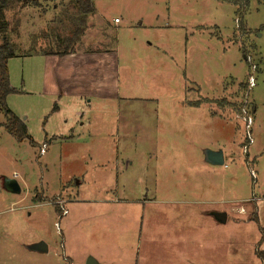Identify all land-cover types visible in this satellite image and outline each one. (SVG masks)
I'll return each instance as SVG.
<instances>
[{"label":"rangeland","instance_id":"374dc122","mask_svg":"<svg viewBox=\"0 0 264 264\" xmlns=\"http://www.w3.org/2000/svg\"><path fill=\"white\" fill-rule=\"evenodd\" d=\"M93 1L52 112L24 55L62 49L73 2L4 10L6 104L29 137L0 112V264H264V0Z\"/></svg>","mask_w":264,"mask_h":264},{"label":"trees","instance_id":"16d2710c","mask_svg":"<svg viewBox=\"0 0 264 264\" xmlns=\"http://www.w3.org/2000/svg\"><path fill=\"white\" fill-rule=\"evenodd\" d=\"M75 8V13L71 15V27L69 34L63 36L61 39H57L58 44L62 45V49L42 50L43 55H56L62 57L66 54L75 52V45L80 41L86 27L87 16L94 12L93 0H71ZM237 5L238 8L245 7L249 4L250 0H222ZM27 5L40 6L39 0H0V112L4 115V122L2 125L5 130L10 133L17 141L21 142L28 138L27 129L24 121L16 116L6 104L7 96L14 91V88L10 84L9 72H8V60L18 56L15 45L8 38L9 23L4 18V10L10 6L25 7ZM237 8V12H239ZM243 20L240 21V30L243 27ZM19 22L16 20L10 31L17 30ZM35 43L32 42L31 48H29L25 54L34 51ZM197 101L196 103H198ZM195 103V104H196ZM199 105V104H198Z\"/></svg>","mask_w":264,"mask_h":264},{"label":"crops","instance_id":"0c3cea01","mask_svg":"<svg viewBox=\"0 0 264 264\" xmlns=\"http://www.w3.org/2000/svg\"><path fill=\"white\" fill-rule=\"evenodd\" d=\"M42 50H46V49L40 47V48L35 49L34 51L32 50L31 52L25 54L24 56L25 58H29V60L31 59L34 60L33 66H34V71L36 72V75H34L33 83L35 84L36 87L39 88L40 94L46 95V96L48 95L51 97L50 101L54 103L53 104L54 109L51 110L52 112L55 109H59L57 104L59 103L60 96L62 95L63 82H64V78L62 76L63 75L62 69L64 65H62V62L71 61L73 58H76V56H78L77 54L79 53L73 52L70 54H66L62 57H59L56 55H43L41 54ZM13 58H17V56ZM33 83H30L31 88L33 87ZM53 98H56V99L54 100ZM229 200L230 201H228V203L233 202L236 199L234 200L229 199ZM218 212H222V211H214V212L212 211V212H209V214L207 215L214 218V221H215L214 213H218ZM225 213H226L225 221H227L229 217H228V213L227 212ZM182 248H183L182 246L178 247L176 253L178 254L179 258H183L182 260H186V255H184ZM95 264H98V263H95Z\"/></svg>","mask_w":264,"mask_h":264},{"label":"water","instance_id":"95a60500","mask_svg":"<svg viewBox=\"0 0 264 264\" xmlns=\"http://www.w3.org/2000/svg\"><path fill=\"white\" fill-rule=\"evenodd\" d=\"M205 160L211 164H223L224 162L223 153L220 150L219 151L205 150ZM4 186L8 191L12 193H19L21 190L17 181L12 178L5 179ZM214 216L219 222H225L226 219L225 212L214 213ZM28 248L32 251L47 252V245L43 241L33 243L29 245ZM86 264H95V261L91 257H89Z\"/></svg>","mask_w":264,"mask_h":264},{"label":"built area","instance_id":"2783aa9c","mask_svg":"<svg viewBox=\"0 0 264 264\" xmlns=\"http://www.w3.org/2000/svg\"><path fill=\"white\" fill-rule=\"evenodd\" d=\"M114 21L118 22V19L115 18ZM248 85H249L250 88L254 85V78L253 77H249ZM245 124H246V127L249 128V125L251 124L250 116L246 117ZM246 137H247V139L249 141V144H251L253 142V139H252V137H251L249 132H247V136ZM245 148H246V146H244V151H245ZM45 149H46V144L43 143L40 146V154L45 153ZM57 204H59L60 209H61L60 216H63L65 214H67V209L63 206V202L62 201H58Z\"/></svg>","mask_w":264,"mask_h":264}]
</instances>
